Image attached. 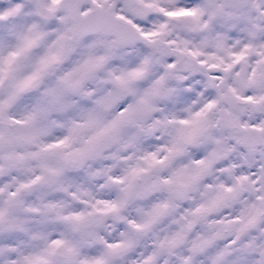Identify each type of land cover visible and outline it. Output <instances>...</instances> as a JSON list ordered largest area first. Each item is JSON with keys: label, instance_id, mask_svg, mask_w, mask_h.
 I'll list each match as a JSON object with an SVG mask.
<instances>
[{"label": "snow or ice", "instance_id": "snow-or-ice-1", "mask_svg": "<svg viewBox=\"0 0 264 264\" xmlns=\"http://www.w3.org/2000/svg\"><path fill=\"white\" fill-rule=\"evenodd\" d=\"M0 264H264V0H0Z\"/></svg>", "mask_w": 264, "mask_h": 264}]
</instances>
